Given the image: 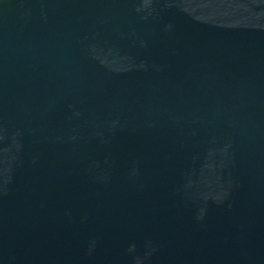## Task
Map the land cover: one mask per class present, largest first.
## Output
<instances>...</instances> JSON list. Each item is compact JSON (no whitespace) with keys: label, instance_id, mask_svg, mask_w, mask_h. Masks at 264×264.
Wrapping results in <instances>:
<instances>
[{"label":"water","instance_id":"water-1","mask_svg":"<svg viewBox=\"0 0 264 264\" xmlns=\"http://www.w3.org/2000/svg\"><path fill=\"white\" fill-rule=\"evenodd\" d=\"M0 264H264V0H0Z\"/></svg>","mask_w":264,"mask_h":264}]
</instances>
